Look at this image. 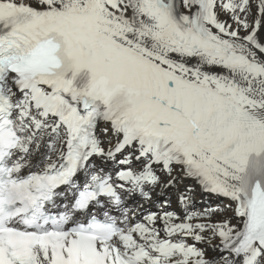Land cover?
<instances>
[{"label":"snow or ice","instance_id":"snow-or-ice-1","mask_svg":"<svg viewBox=\"0 0 264 264\" xmlns=\"http://www.w3.org/2000/svg\"><path fill=\"white\" fill-rule=\"evenodd\" d=\"M0 264H264V0H0Z\"/></svg>","mask_w":264,"mask_h":264}]
</instances>
